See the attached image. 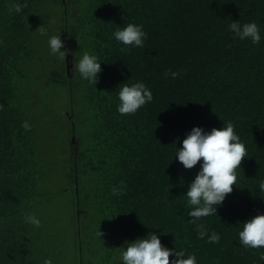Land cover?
I'll use <instances>...</instances> for the list:
<instances>
[{
	"label": "trees",
	"instance_id": "obj_1",
	"mask_svg": "<svg viewBox=\"0 0 264 264\" xmlns=\"http://www.w3.org/2000/svg\"><path fill=\"white\" fill-rule=\"evenodd\" d=\"M16 2L0 0V264H123L125 242L150 233L197 264H264V247L239 240L264 214V0H27L10 13ZM232 21L255 22L259 44L237 38ZM129 23L147 34L143 48L115 39ZM41 26L60 35L65 60L43 59ZM84 52L101 63L95 85L77 70ZM136 82L153 99L121 115L119 91ZM48 109L57 115L47 121ZM227 122L248 157L216 215L191 223L186 193L200 164L185 169L177 151L194 127Z\"/></svg>",
	"mask_w": 264,
	"mask_h": 264
},
{
	"label": "clouds",
	"instance_id": "obj_2",
	"mask_svg": "<svg viewBox=\"0 0 264 264\" xmlns=\"http://www.w3.org/2000/svg\"><path fill=\"white\" fill-rule=\"evenodd\" d=\"M27 6V0L23 3H12L9 6V12L21 13ZM229 29L240 40L250 39L253 44H259L261 40L260 29L255 22L241 25L239 21H232ZM37 30L40 35H47V30L43 26ZM113 35L125 46L122 49L125 51L131 47L143 48L147 37L141 25L132 23L118 29ZM48 43L51 53L58 54L62 60H65L68 50L60 35L51 36ZM62 48L65 50L61 51ZM76 67L81 77L91 85L97 83V74L102 72L98 57L88 52L83 53ZM170 75L175 79L179 73L171 72ZM118 95L120 103L117 111L121 115H134L153 99L152 92L142 82H136L130 86L123 84ZM3 110L4 105L0 104V111ZM22 127L25 131L31 130L27 122H24ZM245 157H248L247 148L240 141L232 122H227L226 126L220 129L212 128L209 132H205L201 127H194L187 134L177 151L176 159L188 170L200 164V170L186 193L188 204L193 209L189 212L192 218L191 223H196L202 217L216 215L217 206L232 193L233 186L237 183V169H240ZM126 187L127 185L121 181L119 187L112 188V194L123 195ZM260 189L264 190V182H261ZM26 222L36 227L40 226V220L34 214L26 216ZM196 230L200 239L207 236L209 243H219L220 235L215 231L208 235L207 228L203 224H197ZM97 235L100 237L103 233L98 231ZM239 240L246 249L264 247V214H258L243 223ZM125 244L126 250L121 255L123 264H197L194 254H189L185 258L186 254L183 250L166 248L155 233H150L143 239L125 242ZM170 257L174 258L170 259ZM260 259L264 260V253L260 255ZM43 264H52V260L45 258Z\"/></svg>",
	"mask_w": 264,
	"mask_h": 264
},
{
	"label": "rangeland",
	"instance_id": "obj_3",
	"mask_svg": "<svg viewBox=\"0 0 264 264\" xmlns=\"http://www.w3.org/2000/svg\"><path fill=\"white\" fill-rule=\"evenodd\" d=\"M57 9L59 11V8H57ZM54 10H55V8H54ZM50 20L52 21L53 28H55V25H56V16H55V14H52L50 16ZM50 37H51V32L49 31L48 35L45 38L44 47H43L44 52L42 53L43 59L46 60V61L53 60V58L55 57V54H52L51 53V49H50L49 43H48ZM64 108L65 107L63 106V112L64 113H67L66 109H64ZM55 115H57V113H54L53 112V109H48V110H46L43 118L48 121V119H52ZM59 137H60V135L58 133L52 135L51 138H50V142L48 143V145L51 146V147L54 146L56 144L57 140L59 139ZM61 203H64V202H61ZM58 206H60V205H58ZM58 206H56V207H58ZM60 213L63 214V209L60 211Z\"/></svg>",
	"mask_w": 264,
	"mask_h": 264
}]
</instances>
